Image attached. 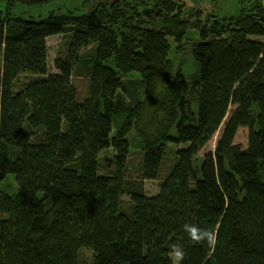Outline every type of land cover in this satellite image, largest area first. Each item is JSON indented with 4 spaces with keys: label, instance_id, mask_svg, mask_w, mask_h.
Here are the masks:
<instances>
[{
    "label": "trees",
    "instance_id": "1",
    "mask_svg": "<svg viewBox=\"0 0 264 264\" xmlns=\"http://www.w3.org/2000/svg\"><path fill=\"white\" fill-rule=\"evenodd\" d=\"M53 1L0 0V179L16 183L0 189V264H172V243L181 264H264L262 1L209 18L201 0H140L151 13L136 23V0L1 18ZM189 31L197 70L185 89L170 50ZM185 223L215 229V247L190 240Z\"/></svg>",
    "mask_w": 264,
    "mask_h": 264
},
{
    "label": "rangeland",
    "instance_id": "2",
    "mask_svg": "<svg viewBox=\"0 0 264 264\" xmlns=\"http://www.w3.org/2000/svg\"><path fill=\"white\" fill-rule=\"evenodd\" d=\"M108 1L121 2L122 10L124 11L132 0H108ZM175 1L178 3L183 2L182 0H175ZM194 1H199V0H194ZM201 1L206 2L204 3L205 7L207 8V13L205 15L206 17L211 18L210 14H213L214 16H218V15L221 16V13L237 10V8L240 6L241 0H201ZM260 1H262V3L264 4V0H260ZM136 2L138 6L134 5L132 7L133 11L128 15L129 17L136 16L135 18L131 19L132 20L131 23H136L137 21L144 20V18H146L145 13L147 11L148 14L151 13L148 8L143 9L144 7L139 4L140 0H136ZM98 5L108 7V10L112 11L111 4H107L106 0L104 1L103 0H54L53 2L47 5L33 7V8L16 4V6L12 8V10L11 9L7 10L5 14H1V18H3L5 21H14L16 19L22 20L24 19L23 18L24 16H29L36 19L48 14H65L68 12L81 13L82 11L87 12L88 10H93V7H96ZM186 6H190V5L187 4ZM213 6L216 7L218 13L216 12L215 7ZM17 7L19 9H17ZM1 8L6 9L7 5L4 7L0 6V9ZM148 18H152V16H148ZM187 34H188L187 38L180 45L175 44L171 40L172 45L170 50V59L172 61L173 69H174L173 76L176 77L177 75H179L181 77V79L184 81L185 89H187L189 79L197 70V64L194 62L192 58V48L193 45L198 41V35L197 32H193V31H189ZM261 39L264 40V38ZM59 43H60L59 36H54L48 39L49 62L52 70L54 69L53 59L55 57ZM74 84L76 85L79 94L81 96H84L87 90L86 82L82 79H75ZM228 118L229 116H227V119ZM124 119L125 116H118L117 118L114 119V123H113L114 133H116L120 129ZM247 132H248L247 128H241L238 133L237 142L243 146L246 144ZM219 133L220 132L215 134L213 139L208 143V145L205 147V149L201 154L205 153L206 151L215 150ZM127 138L130 144L132 155L135 158H138V156L140 157L142 150L141 140L136 136L134 132H132ZM115 153L116 152L114 149H110L108 151L103 152L101 154V159L103 164L105 165L112 164ZM15 187H16V183L12 175H7L3 179H0V189L6 191L8 189H14ZM155 190H156V184L148 182L147 191L154 192ZM84 256L86 257V259H89L90 261L91 253L85 252Z\"/></svg>",
    "mask_w": 264,
    "mask_h": 264
},
{
    "label": "clouds",
    "instance_id": "3",
    "mask_svg": "<svg viewBox=\"0 0 264 264\" xmlns=\"http://www.w3.org/2000/svg\"><path fill=\"white\" fill-rule=\"evenodd\" d=\"M182 228L193 242L197 244H206L210 248L215 247L217 243V233L215 229L201 228L191 223H185ZM185 255V250L181 244L172 243L169 245L168 257L172 264H181Z\"/></svg>",
    "mask_w": 264,
    "mask_h": 264
},
{
    "label": "bare ground",
    "instance_id": "4",
    "mask_svg": "<svg viewBox=\"0 0 264 264\" xmlns=\"http://www.w3.org/2000/svg\"><path fill=\"white\" fill-rule=\"evenodd\" d=\"M221 131H222V129L220 128L219 131H218V132H220V133H219V136H218V138H217V141H218V139H219V137H220ZM218 132H217V133H218ZM217 133H216V134H217Z\"/></svg>",
    "mask_w": 264,
    "mask_h": 264
}]
</instances>
